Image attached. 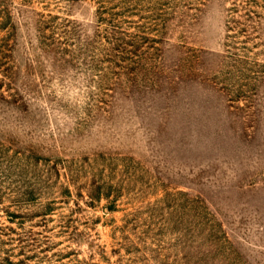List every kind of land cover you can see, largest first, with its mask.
<instances>
[{"label":"rangeland","instance_id":"1","mask_svg":"<svg viewBox=\"0 0 264 264\" xmlns=\"http://www.w3.org/2000/svg\"><path fill=\"white\" fill-rule=\"evenodd\" d=\"M0 264H264V0H0Z\"/></svg>","mask_w":264,"mask_h":264}]
</instances>
